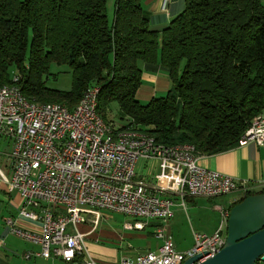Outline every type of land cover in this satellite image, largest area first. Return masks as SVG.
Returning <instances> with one entry per match:
<instances>
[{
  "label": "trees",
  "instance_id": "obj_1",
  "mask_svg": "<svg viewBox=\"0 0 264 264\" xmlns=\"http://www.w3.org/2000/svg\"><path fill=\"white\" fill-rule=\"evenodd\" d=\"M157 60L171 87L141 104L140 63ZM52 62L70 68L69 91L46 87ZM14 76L27 100L69 110L97 88V113L108 127L116 103L120 131L190 146L199 156L221 154L263 117L264 5L184 0L158 32L149 28L141 0H114L111 22L106 0H0V87L14 84Z\"/></svg>",
  "mask_w": 264,
  "mask_h": 264
},
{
  "label": "built area",
  "instance_id": "obj_2",
  "mask_svg": "<svg viewBox=\"0 0 264 264\" xmlns=\"http://www.w3.org/2000/svg\"><path fill=\"white\" fill-rule=\"evenodd\" d=\"M14 84L18 77H13ZM94 88L89 91L88 109L77 114L28 110L16 93L0 95V137L11 139L8 154L10 175L0 180L22 199L18 215L40 223L37 231L6 218L9 231L40 250L35 257L58 258L66 264H96L86 256L79 225L94 227L105 214L132 219L127 229L141 230L144 221L159 222L155 235L161 244L155 252L137 254L121 264H183L202 255L197 263L217 254L225 243L229 211L218 208L221 222L211 235L193 233L188 252L177 251L166 223L172 217V197L184 206L185 198L214 199L232 193L241 198L257 191L246 181L202 168L200 156L188 147L159 149L133 136L120 137L124 126L111 124V132L98 127L94 117ZM264 145V118L252 120L240 141ZM156 161L153 178L136 173L138 160ZM28 259L30 254H25ZM264 257V254L262 255ZM264 264L258 260L256 264Z\"/></svg>",
  "mask_w": 264,
  "mask_h": 264
},
{
  "label": "crops",
  "instance_id": "obj_3",
  "mask_svg": "<svg viewBox=\"0 0 264 264\" xmlns=\"http://www.w3.org/2000/svg\"><path fill=\"white\" fill-rule=\"evenodd\" d=\"M141 6L148 17L149 28L161 32L182 12L184 0H141ZM140 67L141 84L135 96L137 101L145 104L152 98L165 96L171 87L167 69L161 66L158 60L155 64L140 63ZM11 147V139L0 137V172L7 177L11 171L8 158ZM148 164L152 169L151 174L146 176L149 180L155 176L157 162L152 160ZM198 164L207 170L230 176L236 181H246L255 191L264 192V145L257 146L253 142L240 144L221 154L200 156ZM230 195L214 199L188 197L184 199V206L181 205L180 199L172 197V217L166 223L168 232L172 237L174 234L184 233L190 237H193V233L213 234L221 222L218 208L229 211L241 199L238 192ZM21 206L22 199L19 194L10 191L0 180V264H66L58 258L35 257L34 254L40 247L9 231L4 223L6 218H13L20 227L30 231L40 228L39 222L18 215ZM112 219L113 215L105 214L95 227L92 224L78 226L80 232L87 234L84 238L86 256L94 263L121 264L124 259H132L137 254L155 252L161 244L155 235L159 222L144 221L143 229L131 230L127 229L126 225L133 223L132 219L124 217L120 227H116ZM150 237L156 242L147 243ZM134 240L137 241L136 245L131 242ZM25 254H30V257L26 259Z\"/></svg>",
  "mask_w": 264,
  "mask_h": 264
},
{
  "label": "water",
  "instance_id": "obj_4",
  "mask_svg": "<svg viewBox=\"0 0 264 264\" xmlns=\"http://www.w3.org/2000/svg\"><path fill=\"white\" fill-rule=\"evenodd\" d=\"M264 193L245 197L230 208L226 238L214 256L197 263L202 255L188 258L183 264H256L264 261Z\"/></svg>",
  "mask_w": 264,
  "mask_h": 264
},
{
  "label": "rangeland",
  "instance_id": "obj_5",
  "mask_svg": "<svg viewBox=\"0 0 264 264\" xmlns=\"http://www.w3.org/2000/svg\"><path fill=\"white\" fill-rule=\"evenodd\" d=\"M113 3L114 0H106V16L109 22H111L113 18ZM262 4L264 5V0H262ZM46 87L54 90L59 91H69L71 89V83H72V75L71 70L67 65H57L56 63H50L48 67V74L44 78ZM143 104V103H142ZM117 111V105L116 103H112L110 111H108L106 121L109 123L119 124L120 122L117 120V117L115 115ZM149 162L138 160L136 164V173L137 176L141 179L148 180V175L151 174L152 169ZM231 195H228L226 197H229ZM113 215V222L116 227H120L122 222L125 220L124 216L119 214H109ZM199 234V233H198ZM173 242L175 244V247L180 252H188L192 249L194 245L193 237H190L188 235L184 234H174ZM133 245L137 244V241H131ZM156 240L152 237L147 239V243H155ZM263 264V263H262Z\"/></svg>",
  "mask_w": 264,
  "mask_h": 264
},
{
  "label": "bare ground",
  "instance_id": "obj_6",
  "mask_svg": "<svg viewBox=\"0 0 264 264\" xmlns=\"http://www.w3.org/2000/svg\"><path fill=\"white\" fill-rule=\"evenodd\" d=\"M95 93L93 96V110H94V117L98 119V127L104 131V132H111V128L108 127L104 121V119L97 113V97L99 93V89L94 88ZM91 90V89H90ZM85 92L82 96L81 101L79 104L75 107L73 110H69L67 107L60 105V104H39L32 102L30 100H27L21 90L15 86V85H7L0 87V95H5V91L7 93H16V96L20 100V102L25 106L28 110H34L36 112H49V111H55V112H66L67 114H77L81 110H87L88 109V99H89V91ZM260 118H263L259 116ZM255 119V118H253ZM249 130V128H248ZM248 130L244 133L242 136L241 140L244 139V137L248 134ZM133 136V139L135 141H142L143 143H147L153 146H159V149H169V148H180V147H188L193 150L192 147L190 146H172V147H167V146H162V145H157V143L154 142V140L148 136L138 134V133H132L128 131H120V137H131Z\"/></svg>",
  "mask_w": 264,
  "mask_h": 264
}]
</instances>
